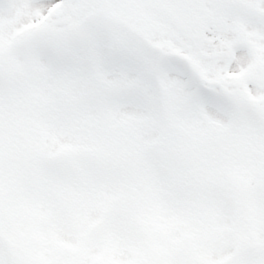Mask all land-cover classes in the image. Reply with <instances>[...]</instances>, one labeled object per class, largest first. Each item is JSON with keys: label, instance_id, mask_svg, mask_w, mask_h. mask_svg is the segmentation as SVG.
<instances>
[{"label": "snow or ice", "instance_id": "obj_1", "mask_svg": "<svg viewBox=\"0 0 264 264\" xmlns=\"http://www.w3.org/2000/svg\"><path fill=\"white\" fill-rule=\"evenodd\" d=\"M0 264H264V0H0Z\"/></svg>", "mask_w": 264, "mask_h": 264}]
</instances>
